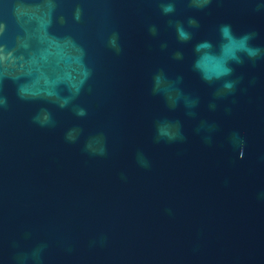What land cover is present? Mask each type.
I'll list each match as a JSON object with an SVG mask.
<instances>
[{"label": "water", "instance_id": "95a60500", "mask_svg": "<svg viewBox=\"0 0 264 264\" xmlns=\"http://www.w3.org/2000/svg\"><path fill=\"white\" fill-rule=\"evenodd\" d=\"M0 264H264V0H0Z\"/></svg>", "mask_w": 264, "mask_h": 264}, {"label": "clouds", "instance_id": "9594fccd", "mask_svg": "<svg viewBox=\"0 0 264 264\" xmlns=\"http://www.w3.org/2000/svg\"><path fill=\"white\" fill-rule=\"evenodd\" d=\"M164 11H165L166 13H167V12H171V11H173V6H172L171 4L165 6V7H164ZM179 31H180V33H181V36H184L183 30L180 29ZM257 51H259V50H257ZM79 114L83 115L84 113H83V111H81Z\"/></svg>", "mask_w": 264, "mask_h": 264}]
</instances>
